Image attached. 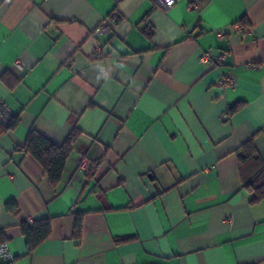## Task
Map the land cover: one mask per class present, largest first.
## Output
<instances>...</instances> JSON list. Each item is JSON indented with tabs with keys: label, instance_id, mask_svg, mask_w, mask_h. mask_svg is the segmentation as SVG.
Masks as SVG:
<instances>
[{
	"label": "crops",
	"instance_id": "1",
	"mask_svg": "<svg viewBox=\"0 0 264 264\" xmlns=\"http://www.w3.org/2000/svg\"><path fill=\"white\" fill-rule=\"evenodd\" d=\"M0 96V264H264L239 168L250 139L264 160V0H0ZM32 130H78L56 185L22 149ZM44 218L29 253L22 224Z\"/></svg>",
	"mask_w": 264,
	"mask_h": 264
},
{
	"label": "trees",
	"instance_id": "2",
	"mask_svg": "<svg viewBox=\"0 0 264 264\" xmlns=\"http://www.w3.org/2000/svg\"><path fill=\"white\" fill-rule=\"evenodd\" d=\"M238 109L235 106L230 112ZM0 127H10L14 124ZM78 130H74L69 139L62 145L56 144L38 131L32 130L22 149L35 156L47 172L48 178L53 185L58 184L63 177L66 163L71 154L72 140L77 136ZM242 154L239 156V168L243 187L253 196V202L264 200V160L257 150L254 139H250L242 146ZM14 202L8 203L9 210H16ZM80 229V220L76 225V233ZM22 231L26 238V246L29 253L34 251L51 234V220L44 218L36 220L33 224H22ZM129 237L120 238L118 241H127ZM7 237L0 231V244L6 242Z\"/></svg>",
	"mask_w": 264,
	"mask_h": 264
},
{
	"label": "built area",
	"instance_id": "3",
	"mask_svg": "<svg viewBox=\"0 0 264 264\" xmlns=\"http://www.w3.org/2000/svg\"><path fill=\"white\" fill-rule=\"evenodd\" d=\"M156 4L164 9L168 10L169 8L173 7L176 3L177 0H155ZM238 28H241L240 24H236ZM110 29L107 25H101L99 26L94 32L93 36L96 37L100 33L104 32H109ZM229 55V52L227 50H224L218 54H213L210 51H203L201 52L199 59L203 63L210 64L212 66H217L220 64H223L225 60L227 59ZM15 67L19 70H24L25 69V64L19 60L15 62ZM221 85L223 88H231L236 86V82L233 78L231 77H226L221 79ZM225 116H228V112L224 114ZM14 112L11 109V107L7 104V102L0 96V124L8 126L12 124L14 121ZM95 162L91 160L88 156L86 155H81L79 157V160L77 162L78 169L80 170H89L92 167H94ZM0 257L4 261L11 260L13 258L12 254L7 250V247L5 244H0Z\"/></svg>",
	"mask_w": 264,
	"mask_h": 264
}]
</instances>
